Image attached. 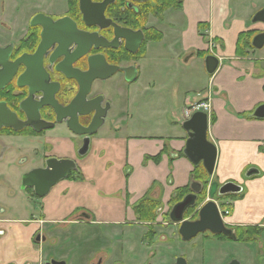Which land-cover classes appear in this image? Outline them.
Segmentation results:
<instances>
[{
  "label": "crops",
  "instance_id": "1",
  "mask_svg": "<svg viewBox=\"0 0 264 264\" xmlns=\"http://www.w3.org/2000/svg\"><path fill=\"white\" fill-rule=\"evenodd\" d=\"M262 8L264 0H183L181 9L170 8L162 18L150 15L147 27L162 32L163 38L147 44L144 57L137 63V78L125 82L128 90H119L118 95L128 99L127 117H121L126 123H118L111 128L113 131L105 125L93 137L90 156L78 163L84 180H63L41 200L40 210L32 200L27 204L29 210L25 216L0 219V264L36 262L39 247L46 246L44 242L35 243L36 233L58 241V231L53 229L63 223L95 230L76 229L74 233L77 251L95 242L86 256L87 262L104 251L111 256L110 261L117 259L125 264H146L149 260L150 264H162L171 258L170 264H174L178 255L185 256L190 264H226L236 258L242 264H264V231L263 241L259 236L256 243L219 239L206 233L190 242L175 235L174 241L168 242L176 225L165 228L168 235L161 229L165 226L162 223L169 221L171 200L179 188L196 184L192 176L195 165L180 154L187 139L182 126L183 111L178 118L173 115L175 120L170 127L157 117L155 121L145 118L134 123L130 115V104L140 98L150 94L149 97L159 96L162 100L168 76L178 78L179 72L186 70L187 65L180 64L183 57L185 64L191 58L197 65L203 61L207 73L204 57L198 52L206 53L212 43L220 64L207 79L201 95L191 100L208 99L215 118L209 121V139L215 143L218 155L212 194L208 198L226 182L239 184L240 197L225 200L230 203L231 214L224 217V222L234 228H264V118L252 116L264 104V47L247 56L236 53L240 33L264 30V23L252 21ZM200 23L205 26L201 27ZM152 44L156 45L153 49ZM150 69L155 72L147 76ZM144 76L145 84L141 81ZM187 80L186 74L182 76V81ZM184 103L185 107L190 103L189 95ZM141 108L139 105L138 109ZM134 128L142 132L137 133ZM48 141L56 146L55 154L71 155L68 144L61 139L48 133ZM160 154L158 161L153 159ZM249 170L254 173L245 176ZM145 199L160 203L159 225L155 226L156 236L151 244L146 240L148 225L141 223L135 212V206ZM71 217L75 218L73 222L69 221ZM33 218L34 221H29ZM204 241L214 243L219 246L218 251L226 253L212 257V252L210 261L207 252L204 255L197 250V245ZM175 249L176 253L170 257V251Z\"/></svg>",
  "mask_w": 264,
  "mask_h": 264
},
{
  "label": "flooded vegetation",
  "instance_id": "2",
  "mask_svg": "<svg viewBox=\"0 0 264 264\" xmlns=\"http://www.w3.org/2000/svg\"><path fill=\"white\" fill-rule=\"evenodd\" d=\"M104 1L105 0H0V49H5L9 53L8 55L0 54V113L7 120L17 122L18 124L28 122L30 116V122L34 120L35 126H40L41 128L40 131H37L33 123L24 125V127L20 129L3 126L0 129V161L4 158L5 153L10 150L11 145H16L15 149L18 150V152H16V156L8 162H10V164L18 162L21 166L28 164L26 169L23 167V170L19 172V189L21 193L26 195L27 204L33 200L39 210L42 206L41 200L47 197L53 188L61 181L80 179L77 178L79 176L78 174L81 173L83 175V173L78 164L79 160L90 153L93 137L96 136L107 124L108 120H110L111 102H109L102 93L96 92L95 84L97 82H105L116 76H122L123 81H126L124 73L120 70L106 80L94 79L90 84L86 101H95L98 97H101V111L104 109L107 111L103 117V125L97 133L90 135L88 152L85 155H80L83 139L86 136H78L71 133L64 121H58L59 117L55 110L56 108L58 111L65 113L66 108L73 103L80 90L79 82L75 78L68 77L67 74H70L72 71H87L89 69V60L94 62L98 61L101 57L111 65L120 67L135 65L137 68L138 61L144 57L146 52H142L145 41L147 40L146 29H154L147 27L148 19L144 26H133L125 20L123 21L120 15H128L131 11L138 14L142 11V6H144L145 3L150 2L152 6H156L159 3L158 0H147L144 2L125 0L123 5H120V0H106L104 16L107 20H111L112 23L117 24L119 27L143 32L144 38L142 42L135 52H131L128 49L130 45L126 44L124 38L119 37L114 41L116 36L115 26L110 24L107 27H102L94 23V20H97L98 14L102 9L101 6H98ZM150 15L156 16L153 13ZM258 33L260 32L256 34ZM98 42L106 44L113 43L116 46L109 45L107 47H97L96 44ZM253 48L254 49L250 50V53L258 50V48L254 46ZM141 53L143 55H141ZM209 54H213L219 58L212 43L209 44V49L203 56L204 60ZM219 61H221L220 58ZM138 72L137 68V76ZM9 75L12 76L9 82L6 84L2 83L1 80ZM51 99L53 101V106H42L44 102H51ZM3 102L6 104L11 114L2 107ZM199 103L208 104L209 109L193 111L194 104ZM95 105L96 102L90 103V106ZM35 109H37L38 114ZM80 110L81 108L75 109L76 112ZM186 110L188 114L185 113ZM197 111L206 112L209 116V121L210 119L213 121L211 102L205 99L192 101L184 108L183 122L191 118ZM94 115L95 111L85 116H78V121L82 126L87 127L92 122ZM8 117L12 118L8 119ZM60 118H62L61 115ZM49 125H52V127L42 128ZM48 133H50V136L57 137L61 139L62 142L67 143V148H70L68 151L71 155L59 156L55 154L53 151L56 149V146L48 141ZM50 158L57 160L65 158L72 159L76 163V168L71 170L66 178L61 179L55 184L45 196L41 197L35 193L33 186L23 187V176L35 169H46L47 160ZM213 174H208L210 177L208 179L207 191H211ZM70 176L74 177L72 178ZM245 176H247V172ZM84 179L85 177L83 176V179L80 180ZM220 187L216 191L219 199L221 196L227 195L219 194ZM199 192L197 194L198 196ZM241 192L242 188L239 194ZM228 194H237V192ZM208 200L213 199L205 200L202 205ZM225 200L228 199H220V203L214 200L219 206L223 220L224 217L231 214L230 203L228 204ZM176 204L177 203H174L171 206L167 217L169 221L162 223L165 225L164 228L168 229L176 225V231H172L171 229L170 236L168 237V242L170 243L174 241L175 235H178L179 238L184 241L178 232L179 224L172 222L170 218V212ZM223 204H227L228 207L224 208ZM199 208L197 210H199ZM196 211L193 216L192 213L188 214L189 211L187 210L184 219H197L198 212ZM158 212L160 213V207ZM3 214L4 210H1L0 219L6 217ZM73 217L69 220L70 222H73L75 219H72ZM34 219L35 218L30 219L29 221H34ZM141 223L147 224L148 230L152 228L154 232H156L155 226L159 225L157 220L151 222L141 221ZM229 228L234 230V227ZM34 241L38 245L44 242L46 246H40L38 250L40 251L38 260L36 262H28V264H51L52 260L65 261L67 264L66 259L52 255L54 252H58L55 248L57 247L56 242L60 241L59 239L58 241H55L53 238L47 240V235L37 232ZM152 242L153 240L149 242V244ZM46 250L50 251L48 255L45 254ZM121 250L122 248H120V251ZM110 257L109 253L102 251L100 254H97L96 257L90 259L87 264H125L123 261L117 259L110 261ZM146 264H150V260Z\"/></svg>",
  "mask_w": 264,
  "mask_h": 264
},
{
  "label": "water",
  "instance_id": "3",
  "mask_svg": "<svg viewBox=\"0 0 264 264\" xmlns=\"http://www.w3.org/2000/svg\"><path fill=\"white\" fill-rule=\"evenodd\" d=\"M137 2H144L147 0H134ZM101 6V11L98 14L97 20L94 23L99 24L102 27H107L112 24L115 26V39L122 37L126 40V44L130 45L128 48L131 52H135L140 43L142 42L144 35L142 31H133L131 29L119 27L117 24L112 23L111 20H107L104 16V8L106 6V0L99 5ZM84 7V6H83ZM253 22L264 23V8L258 10L252 19ZM111 44H106L98 42L97 47H107L116 46ZM91 45V44H88ZM252 45L255 48H262L264 46V31L256 34L252 39ZM133 47V48H132ZM86 53V52H85ZM83 53V54H85ZM1 55H8L9 53L5 49H0ZM82 54V55H83ZM80 58V57H79ZM219 58L213 54H209L205 57V66L208 74H214L219 66ZM89 69L87 71H72L67 74L68 77L75 78L80 84V90L74 99L73 103L66 108V112L58 111L56 108V113L58 114V121H64L68 130L78 136H86L83 139V146L80 151V155H85L89 150L90 145V135H94L100 129L104 123L103 117L105 116L106 109L101 111L100 101L101 97H98L95 101H86V96L89 93V86L94 79L106 80L112 77L117 71H122L125 76V80L133 81L137 77V68L135 65H130L127 67H120L117 65H111L101 57L98 61L89 60ZM12 76H7L4 78L2 83L6 84L9 82ZM22 78V77H21ZM20 78V79H21ZM52 96V95H51ZM54 100V98H53ZM96 102L95 106H90V103ZM24 104V103H23ZM22 104V105H23ZM53 106V101L44 102L42 106ZM2 107L11 114L6 104L3 102ZM76 108H81L79 112H76ZM36 113L38 112L37 109ZM95 111L94 118L92 122L87 126H82L78 121V116H85ZM13 114V113H12ZM38 114V113H37ZM60 115L62 118H60ZM15 116V114H14ZM252 116L256 118H264V104L258 106L253 112ZM16 117V116H15ZM12 117H8L11 119ZM24 122L18 124L11 120H7L0 113V129L3 126L12 127L14 129L23 128L24 125L32 124L40 131V126L36 127L34 120L30 122ZM34 119V118H33ZM183 129L187 132L188 137L186 139L185 147L183 149L184 155L195 165L200 163L204 166L209 175H212L215 169L217 161V147L215 143L209 139V116L204 111L195 112L191 118L184 121ZM52 125L42 127L49 128ZM76 168V163L74 160L65 158L57 160L50 158L47 160L46 169H35L23 176V187L33 186L35 193L38 196H45L50 189L57 184L61 179L66 178L69 172ZM247 176H251L254 173L253 170H249ZM199 184L192 185L191 193L187 194L181 201H179L171 210L170 218L172 222L179 224V235L184 241H190L200 233H211L213 235L225 234L227 236L233 237L234 230L227 227L222 214L220 212L218 204L214 200H208L205 202L198 210V218L195 220L184 219L185 212L194 206L198 197ZM241 190V187L234 182H227L220 187L219 194L224 195L228 193H236ZM51 264H66L65 261L52 260ZM175 264H189L187 258L184 256H178L176 258ZM226 264H242L238 259H232Z\"/></svg>",
  "mask_w": 264,
  "mask_h": 264
},
{
  "label": "rangeland",
  "instance_id": "4",
  "mask_svg": "<svg viewBox=\"0 0 264 264\" xmlns=\"http://www.w3.org/2000/svg\"><path fill=\"white\" fill-rule=\"evenodd\" d=\"M154 46L156 45L152 44V49ZM185 58L186 57H183L182 61L180 62L181 66L187 65L184 73L179 72L178 78H175L174 75L171 74L170 76H168L169 78L165 80V90H163L162 92V100L159 96H157L156 98H152L153 96L151 95V97H149L150 96L149 94L148 96L144 98H140L139 100H136L137 102L130 104V110H131L130 115L134 119V123L142 122L143 119L145 118L146 120H149V121L151 119L154 120L155 117H157V118H160V120L164 121L165 124L169 125L170 127L172 124H174L175 117L178 118L182 114V111L185 107L184 102H185L186 95L190 96V102L193 96L201 95L200 91H202L201 89L204 88V84H206V81L209 78L210 74L208 75L204 71L203 61H200V63L197 65L196 61H192L191 60L192 58H191L187 60L189 62L185 64ZM164 70L166 72L165 68ZM154 72H155L154 70L150 69L146 73H147V76H149ZM185 74L188 76L187 82L182 81V76H185ZM141 81L143 84H145L146 76H144L141 79ZM125 82L121 80L119 76H117V77L108 79L105 82H99V83L97 82L95 84L96 92L102 93L104 97L109 102H111L112 107H111V111L109 114L110 120H108L106 124L108 125L107 128L110 129L111 131H113L112 129L114 128L115 125H118V123H126L124 122L125 120L123 119L121 120V117L123 116L127 117V111H128V106H129L128 99L124 95H121V94L118 95L119 90H122V91L128 90L129 85H127L128 83L126 84ZM146 101H147V105L144 104ZM139 105L142 107L141 109H138ZM119 125L121 127L122 124H119ZM141 125L145 126V124L143 123ZM133 130H137V133L142 132V130L140 131L138 128L137 129L134 128ZM121 134H124V133L121 132ZM15 146L16 145H11L10 150L5 153L4 158L0 161V213H1V210H4L3 215L9 218H19V217L25 216L26 212L28 213V210H29L26 206L27 204L26 195L21 193L19 189V172L23 170L22 169L23 167L24 169H26L28 164L21 166L18 162H15L14 164L13 163L10 164V162H8L9 160H12L13 157L16 156V152H18V150L15 149L16 148ZM89 156H90V153L84 158H88ZM210 193L212 194V191L208 190L206 200L213 199L217 201L218 203L221 202L217 193L216 194L213 193V195H211L212 198H208ZM237 194H239V192H237ZM201 206L202 204L199 207ZM195 211L192 212L193 216L195 215ZM196 212H198V210ZM158 214L159 212L157 211V216ZM62 225L54 227L53 229L56 232L58 231L57 236L60 241L56 242L57 247L55 249H57L58 252L57 253L54 252L52 255L57 256V257L62 255L64 259L67 260V264H87L86 256H88L91 250L94 248L95 242L90 244L87 247H84V249L81 250L80 252L76 250L74 237L76 236L75 235L76 229L77 231L81 230V232L83 231L93 232L95 230L90 229L91 227L88 228L83 225H73V224H67L63 226ZM163 230L164 232L166 231L168 235L169 230L162 228L161 231L163 232ZM200 234L202 235L203 233H200ZM262 235L263 233L260 234V239L263 241ZM71 238H73V240H71ZM204 242H201L197 245L198 247L197 250L198 251L201 250L203 251V253L207 252L209 255L210 261H212V257H215V256L218 257L226 253L222 251L221 249L218 251L219 246L214 245V243L207 242V241H204ZM251 243H256V241H253ZM176 250L177 249L171 250L169 253V256L170 257L173 256L176 253ZM49 252L50 251L46 250L45 254L48 255ZM212 252L213 254L211 257ZM172 261L173 260L171 258V260L166 261L165 263L162 262V264H170Z\"/></svg>",
  "mask_w": 264,
  "mask_h": 264
},
{
  "label": "trees",
  "instance_id": "5",
  "mask_svg": "<svg viewBox=\"0 0 264 264\" xmlns=\"http://www.w3.org/2000/svg\"><path fill=\"white\" fill-rule=\"evenodd\" d=\"M125 0H120L121 4L123 5ZM159 3L156 6H152L150 2H147L142 6V11L138 14L134 12H130L128 15H120L121 19L126 21L127 23L133 25V26H144L147 22V19L151 13L155 14L156 16L162 17L163 12L168 8H176L181 9L183 5V0H158ZM201 27L202 25L205 26V24L200 23ZM147 34V40L145 41L144 48L142 52L144 53L146 51V44L149 41H159L163 38L162 32L154 29H146ZM256 34L255 30H249L245 31L239 34L238 40H237V48L236 53L239 56H247L250 53L251 49H254L251 40L253 36ZM199 55L204 56V52H198ZM141 55H143L141 53ZM214 121V116H213ZM184 154V153H180ZM160 155H157L153 157L154 160H159ZM80 173V172H79ZM77 178L83 179V175L80 173ZM193 180L194 183L199 184V196L197 197L196 203L194 206L190 207L188 209V214L194 212L207 198V187H208V179L209 175L206 172L204 166L200 163L199 165L195 166L193 170ZM74 177V176H70ZM192 192L191 186L181 187L176 191L175 196L172 198L171 203H178L181 201L187 194ZM239 194H227L224 196H221L220 199H237L239 198ZM159 203L150 200L145 199L142 200L138 205L135 206V212L138 215V218L140 221L143 222H151L156 220L157 218V211L159 209ZM224 208L228 207L227 204H223ZM264 231V228H261L259 226H238L234 228V235L233 237L227 236L225 234H217L213 235L216 238L219 239H227L232 241H241V242H253L257 241L260 234H262ZM210 234V233H207ZM156 235V232H154L151 228V230L148 231L146 234V240L148 242H151Z\"/></svg>",
  "mask_w": 264,
  "mask_h": 264
},
{
  "label": "built area",
  "instance_id": "6",
  "mask_svg": "<svg viewBox=\"0 0 264 264\" xmlns=\"http://www.w3.org/2000/svg\"><path fill=\"white\" fill-rule=\"evenodd\" d=\"M208 110L209 109V105L206 103H199V104H194V108L193 111L195 110ZM186 114H188L187 110L185 111Z\"/></svg>",
  "mask_w": 264,
  "mask_h": 264
}]
</instances>
